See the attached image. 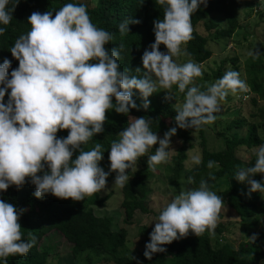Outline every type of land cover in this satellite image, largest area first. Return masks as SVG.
<instances>
[{
  "label": "clouds",
  "instance_id": "9594fccd",
  "mask_svg": "<svg viewBox=\"0 0 264 264\" xmlns=\"http://www.w3.org/2000/svg\"><path fill=\"white\" fill-rule=\"evenodd\" d=\"M19 2L0 0V25L9 24ZM155 3L164 6L163 16L153 20L154 42L143 51L145 71L139 78L118 70L124 45L106 49L105 45L113 40L112 34L90 21L83 4L66 3L54 16L46 11L32 12L27 17L29 31L16 38L8 49L18 67L9 72L11 61L4 58L0 63V191L12 185L20 188L27 177L35 187L32 195L36 198L50 193L81 201L105 189L112 171L116 172L113 187L123 188L129 181L126 170L149 148L158 144L147 156L148 168L166 163L171 151L170 137L176 134L177 127L198 130L212 123L216 119L214 113L220 111L218 101H223L229 92L248 91L245 80L233 70L201 90L192 84L193 78L201 75V66L191 60L183 64L173 60L185 54L181 45L191 38V15L200 5L206 6L207 0ZM140 22L127 17L117 30L124 35L129 33L130 24ZM4 32L5 27H0V35ZM161 44L166 52L159 50ZM248 55L256 60L262 53L255 49ZM135 72L141 73V69ZM172 85L184 93V100L176 110V126L164 132L163 138L150 130L151 119L134 118L117 134L118 140L110 144L108 172L99 166L103 158L99 143L90 150L82 148L95 134L104 132L106 110L126 114L130 108L138 107L132 100L133 89L142 98L139 107L148 109V97L157 87L167 90ZM171 94L165 99H175ZM64 129L68 130L67 136L57 137V131ZM75 151L79 154L73 159ZM190 159L200 164L198 155H191ZM214 163L208 161L206 167L212 168ZM258 173L264 174V143L255 149L254 163L239 167L233 177L246 183L249 194L264 193V177L260 181L253 179ZM222 202L204 179L198 187L181 189L155 218L143 256L150 260L154 253L166 252L162 245L189 232L197 237L205 230L212 234ZM23 212V208L0 200V264H6L10 255L26 254L36 242L35 237L21 238L18 219ZM251 239H255V234Z\"/></svg>",
  "mask_w": 264,
  "mask_h": 264
},
{
  "label": "trees",
  "instance_id": "16d2710c",
  "mask_svg": "<svg viewBox=\"0 0 264 264\" xmlns=\"http://www.w3.org/2000/svg\"><path fill=\"white\" fill-rule=\"evenodd\" d=\"M66 3L83 4L90 21L96 27L112 34L113 40L105 45L106 49L111 50L121 43L124 45V50L117 61L118 70L138 78L142 75L145 70L141 56L145 48L154 42L153 20L163 16L164 6L156 4L155 0H20L12 13L13 17L9 24L0 25V27H5V32L0 35V63L4 58H8L11 61L9 72L18 67V61L11 56L8 49L16 38L29 31L30 25L27 23V17L32 12L44 13L46 11H51L54 16L55 12ZM242 9V0H207L206 6L200 5L190 18L191 38L182 44L185 56L199 65L207 63L213 56L210 45L229 40L240 30ZM212 16L224 20L226 26L223 28V24L221 26V23ZM127 17L138 19L141 22L130 24L129 33L121 35L117 30V25ZM201 25L207 35L199 32ZM159 50L167 51L162 44ZM238 61V56L223 60L213 75L206 76L198 87L204 90L206 86L211 85L226 71H229L228 63L232 65L233 71L239 72ZM137 68L141 69V73L135 72ZM245 82L250 87L247 92L237 91L235 94L229 92L223 101H218V104L231 103L236 98L241 100L247 97L249 101L246 105L251 108L248 115L242 114V106L241 109L236 106L229 107L224 117H234L230 123L222 124L221 120L213 121L198 130L177 127L176 134L170 137L176 139L179 144L171 160L170 181L179 188L182 179L191 187H198L200 180L204 179L211 191L220 194L222 204L233 210L241 220H252V226L259 230L257 238L242 242L238 247L225 243L215 248L211 234L207 230L199 237L189 232L187 236L169 244L171 251L154 253L149 260L143 256L145 243L149 239L136 250L125 251L129 241L127 228L118 227V221H115L112 216L108 217L96 212V206H102L106 198L103 200L96 198L92 202L84 199L73 201L71 198H57L50 193L42 198H36L32 195L35 187L26 177L25 184L20 188L12 185L7 190L0 191V200L24 209L18 219L21 225V238L35 237L36 242L24 255L8 256L6 264H54L55 262L56 264H261L264 261L263 193L249 194L247 191L245 193L240 191V184L233 177L239 167L250 166L254 163L255 149L264 143V85L258 86ZM132 100L138 107L130 108L126 114H118L114 109L106 110V119L103 123L104 132L95 134L86 144L82 145L84 150H90L97 143L101 145L103 158L99 166L106 172L109 171L110 144L118 140L117 134L124 130L134 118L151 119L150 130L158 137H163L164 132L176 126L174 117L177 107L174 104L161 101L159 96H149V108H140L142 98L135 89H133ZM5 101H7V93ZM112 103H115L114 97ZM241 104L244 105L242 100ZM206 127L209 130L213 127L214 131L220 128L213 136L216 140L222 139L221 149L216 150L212 146L210 148V138L206 134ZM195 132L198 133L199 144L196 147L193 137ZM67 134V129L58 130L56 133L57 137H64ZM197 148L200 151V164H195L191 169L186 170L189 154L192 150L196 152ZM242 150L252 152V157L246 165L240 157ZM78 154V151H75L72 158L75 159ZM208 161L215 162L212 168L206 167ZM45 170H47L46 166ZM114 172H109V175ZM40 174L42 173H38ZM189 177H191V184ZM262 177L264 174L258 173L253 179L260 181ZM148 178L149 173L145 169L140 178L139 192L126 189L125 204L123 212L121 211L124 224H130L135 211L144 209L146 206ZM245 188L247 189L248 186L246 185ZM133 200L136 201L135 207L129 210ZM219 230L220 228L215 227L212 233ZM61 239L66 243V251L62 254L56 250L57 245L54 243ZM55 258L58 260L56 261Z\"/></svg>",
  "mask_w": 264,
  "mask_h": 264
},
{
  "label": "rangeland",
  "instance_id": "374dc122",
  "mask_svg": "<svg viewBox=\"0 0 264 264\" xmlns=\"http://www.w3.org/2000/svg\"><path fill=\"white\" fill-rule=\"evenodd\" d=\"M242 2L243 9L240 13L242 26L240 30H238L231 39L222 40L210 45V49L213 51V56L207 63L200 65L201 75L199 77L193 78V85L198 86L201 84L203 82L202 80L206 76L213 75V72L219 68L223 60L235 56H238L239 59L238 66L240 78L247 81L248 84L253 83L258 86L264 85V0H242ZM212 18H215L217 22H220L221 26L223 24V28L226 26L224 20L218 18L217 16H212ZM199 32L203 35H207L202 25L199 26ZM181 49L184 53L182 45ZM255 49H258L262 55L258 56L256 60H253L248 55V52L250 50L254 51ZM173 60L177 64H183L189 61L185 54L177 55L173 57ZM227 65L229 66V71L233 70L230 63ZM190 86L192 85H189V87ZM168 92L172 93L171 95H174L175 99L166 100L165 96L170 95ZM150 96H159L161 101L164 100L168 103L174 104L177 108L183 103L184 100V94L180 93L175 85H172V87L167 90L157 87L156 92ZM244 99H247V97H243L241 99L244 105H240L241 100H238L237 98L231 101V103L219 104L220 111L214 114L216 116L214 121L219 122L221 120L222 124H226V122H232L234 117H224V113L229 107L233 108L236 106L241 109L242 106V114L248 115V113L251 112V108L246 105L249 99L246 101ZM219 127L218 129H220ZM218 129L216 128L214 131L213 127L210 130L206 127L205 130L207 136L210 138V148L212 146L213 149L216 150L221 149L223 146L222 139L216 140L213 136L216 135ZM193 137L196 141L195 147L199 146L198 133L195 132ZM178 145L179 144L176 139L170 138L169 150L171 151L168 161L166 163L157 164L154 168H148L146 162L147 156L153 154L155 149L158 147V144L153 145L152 148H149L146 151L144 156L137 158L136 162L130 169L126 170L129 181L125 183L123 188L113 187L114 177L116 175V172H114V174L109 175L108 179H106L105 189L84 197V200L89 202L96 200V198L98 200H103L106 198L102 206H96V212L108 217L112 216L115 221H118V227L120 226L127 228L129 241L126 244L125 251L136 250L140 245L145 243V241L149 239V233L152 231L155 225L154 220L159 214L160 210L166 206V204L169 203L181 189H187L191 187L185 183L184 179L181 180L180 188L175 187L173 182L170 181L171 160L176 149L178 148ZM193 151L194 150H192L189 154V159L185 166L186 170L191 169L195 165L190 159L191 155H198L200 157V151L198 148L196 152ZM240 157L246 165L252 157V152L242 150L240 152ZM145 169L147 170V173H149V178L147 179L148 196L145 200L146 206L144 209L135 211L134 218L130 224H124V218L121 217V211L123 212V207L125 204V191L128 188L130 191L136 190L139 192L140 178L144 174ZM239 184L240 191L245 193L247 191L245 188L246 183L239 182ZM262 198L264 199V193L262 194ZM126 204H128L127 201ZM135 204L136 201L133 200L129 206V210H132L135 207ZM216 227L220 228V230L211 234L212 243L215 248H219L225 243H229L234 247H238L240 243L251 240L254 234L255 238L259 236V230L258 228L252 226L251 219L241 220L235 214V212L225 204H222L221 210L218 213ZM54 243L57 245L56 250L58 252L62 254L64 251H66V243L64 240H57ZM162 247H165L166 250L169 251L172 250L169 244L162 245ZM55 259L56 261L58 260V258ZM54 264H56V262Z\"/></svg>",
  "mask_w": 264,
  "mask_h": 264
}]
</instances>
